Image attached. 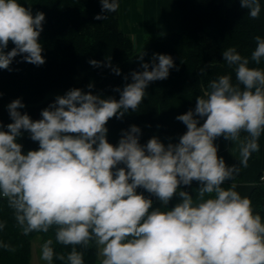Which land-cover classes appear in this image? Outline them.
Here are the masks:
<instances>
[{
  "label": "clouds",
  "instance_id": "obj_1",
  "mask_svg": "<svg viewBox=\"0 0 264 264\" xmlns=\"http://www.w3.org/2000/svg\"><path fill=\"white\" fill-rule=\"evenodd\" d=\"M100 2L104 13L119 8L118 0ZM240 4L250 18H259V0ZM44 21V13L33 15L18 0H0V69L10 70L18 55L36 66L45 63L39 43ZM255 41L251 60L260 64L264 38L256 36ZM9 42L14 47L6 52ZM222 57L234 68L236 83L230 75L210 81V90L196 98L194 110L176 117L187 128L177 144L165 146L153 137L142 146L135 125L116 146L106 138L109 119L136 111L149 83L167 79L175 65L166 54L153 55L151 70L149 63H142L143 71L132 72L133 82L116 89L118 101L71 89L57 96L36 121L18 111L25 107L20 99L7 106L13 122L7 131L0 130V197L7 199L25 235L54 231V240L49 238L41 247L42 260L52 264L55 256L67 264H84L77 246L87 249L94 243L100 264H264L261 216L254 213L251 200L235 190L234 182L227 189L221 186L234 181L252 153L259 151L264 69L250 68L249 59L235 48ZM90 64L101 66L95 60ZM22 130L39 143L38 150L23 153L17 142ZM241 133L247 135L242 139ZM221 136L240 142L238 166H227L218 157L214 140ZM121 164L126 167H117ZM193 181L200 183L195 198L178 192ZM138 188L164 204L178 193L180 202L161 211L138 194ZM54 243L71 246V251L66 257L57 254Z\"/></svg>",
  "mask_w": 264,
  "mask_h": 264
},
{
  "label": "trees",
  "instance_id": "obj_2",
  "mask_svg": "<svg viewBox=\"0 0 264 264\" xmlns=\"http://www.w3.org/2000/svg\"><path fill=\"white\" fill-rule=\"evenodd\" d=\"M179 16V28L173 32L149 35L143 39L144 47L136 50L132 37L119 28V8L116 12H102L100 0H18L30 7L33 15L45 14L43 30L39 37L45 63L36 66L23 61L22 56L14 58L10 70L0 69V130L7 131L13 121L7 106L16 99L25 105L18 109L28 114L33 121L42 119V110L55 102L54 92L66 94L71 89L101 98L120 99V92L132 83V72L143 71L142 63L151 62L154 54H166L173 58L174 65L164 80L150 82L145 89V97L136 111L129 109L122 118L113 117L106 124L107 140L118 145L124 132L132 125L140 129L139 143L144 146L156 137L165 146L179 143V138L187 131L186 125L176 117L194 110L196 98L209 91L210 81L222 75H230L236 83L233 67L223 60L222 53L229 48L249 59L250 68L264 69V59L260 64L251 60L256 48L255 37L264 38V0H259V18L252 19L248 10L241 7L240 0H172ZM120 4V0H118ZM97 15H106L105 20H97ZM14 44L9 42L5 51ZM143 53V60L139 59ZM101 62L95 67L90 61ZM158 63V61H156ZM110 66H107L109 65ZM114 69H118L117 75ZM201 69L204 72L201 73ZM89 85H92L90 88ZM204 121L200 120V124ZM245 133H241V137ZM264 145V134L259 138ZM23 145V153L38 150L39 143L22 130L17 140ZM117 167H126L121 164ZM261 171L250 186L247 197L252 202L255 213L264 222V181ZM225 189L231 186L224 181ZM200 183L193 181L190 186L181 185L179 191H186L195 198ZM143 194L153 201V208L167 211L180 202L178 193L167 203L152 199V194L141 188ZM215 195V194H213ZM0 264H36L31 261V241L39 237L40 248L52 238L48 233L32 232L25 235L17 224L14 210L6 198L0 197ZM57 254L65 257L71 246L54 243ZM84 253V264H97V247L92 243ZM47 264V262H45ZM52 264H67L55 256Z\"/></svg>",
  "mask_w": 264,
  "mask_h": 264
},
{
  "label": "rangeland",
  "instance_id": "obj_3",
  "mask_svg": "<svg viewBox=\"0 0 264 264\" xmlns=\"http://www.w3.org/2000/svg\"><path fill=\"white\" fill-rule=\"evenodd\" d=\"M119 28L132 37L134 47L138 50L144 47L143 39L149 35L177 31L179 28V16L172 0H120ZM53 95L57 97L65 94L54 92ZM258 143L259 151L254 152L249 158L247 171L252 167L253 164L251 165V163H254L252 162L253 160L260 159V155L264 156V148H262L261 141L259 140ZM256 168L258 169L255 176L259 171H264V166L261 164H258ZM235 177L240 179L241 175ZM246 179L248 178L246 177ZM246 179L245 181H248ZM101 260L102 257L98 255L97 264H100ZM31 261L36 264H45L46 262L41 259L38 236H35L31 241Z\"/></svg>",
  "mask_w": 264,
  "mask_h": 264
},
{
  "label": "crops",
  "instance_id": "obj_4",
  "mask_svg": "<svg viewBox=\"0 0 264 264\" xmlns=\"http://www.w3.org/2000/svg\"><path fill=\"white\" fill-rule=\"evenodd\" d=\"M246 135L247 134L245 133L244 136H246ZM244 136H242L241 138L243 139ZM214 144L218 148V153H217L218 157H222L227 166H233V165L238 166L239 165V160L241 158L240 157V142L239 141L233 143L232 141L227 140L223 136H221V137H218L217 139L214 140ZM262 148H264V145H262ZM252 162H254V163H251V165L252 164L253 165H252V167H250L248 169V171H247V167L246 168L241 167L239 174L236 175V176L241 175L240 179H236V177H235L234 181L226 180V182H228L230 184H232L234 182L237 185L235 190L238 191L242 197L243 196L247 197L250 186L252 185V183L255 180V179H253V177L256 178L255 174H256V170L258 169V168H256V166L258 164H261L262 166H264V156L260 155V159L257 158L255 160H253ZM246 177L248 179H246ZM245 179L248 181H245Z\"/></svg>",
  "mask_w": 264,
  "mask_h": 264
},
{
  "label": "built area",
  "instance_id": "obj_5",
  "mask_svg": "<svg viewBox=\"0 0 264 264\" xmlns=\"http://www.w3.org/2000/svg\"><path fill=\"white\" fill-rule=\"evenodd\" d=\"M261 177H264V174H262ZM140 189H141V188H138V189H137V192H138ZM156 198H157V197H156L155 195L152 194V199H153V200H156Z\"/></svg>",
  "mask_w": 264,
  "mask_h": 264
},
{
  "label": "bare ground",
  "instance_id": "obj_6",
  "mask_svg": "<svg viewBox=\"0 0 264 264\" xmlns=\"http://www.w3.org/2000/svg\"><path fill=\"white\" fill-rule=\"evenodd\" d=\"M262 174H264V171H261V176H262ZM260 179H261V177H260ZM262 180V179H261ZM262 181H264V180H262Z\"/></svg>",
  "mask_w": 264,
  "mask_h": 264
},
{
  "label": "water",
  "instance_id": "obj_7",
  "mask_svg": "<svg viewBox=\"0 0 264 264\" xmlns=\"http://www.w3.org/2000/svg\"><path fill=\"white\" fill-rule=\"evenodd\" d=\"M156 201H160V202H163V201H161L158 197L156 198Z\"/></svg>",
  "mask_w": 264,
  "mask_h": 264
}]
</instances>
